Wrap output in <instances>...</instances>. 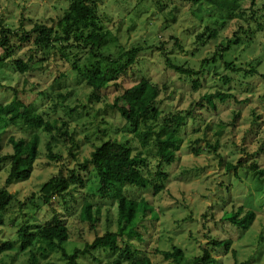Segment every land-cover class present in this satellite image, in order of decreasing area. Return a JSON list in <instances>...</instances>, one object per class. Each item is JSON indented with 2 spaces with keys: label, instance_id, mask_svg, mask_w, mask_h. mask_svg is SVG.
<instances>
[{
  "label": "rangeland",
  "instance_id": "rangeland-1",
  "mask_svg": "<svg viewBox=\"0 0 264 264\" xmlns=\"http://www.w3.org/2000/svg\"><path fill=\"white\" fill-rule=\"evenodd\" d=\"M238 1L244 14L239 12L221 19L224 25L218 28L217 38L204 45L198 37L207 33V27L214 28L219 20V14L204 4L197 6L193 0H101L99 17L103 28L115 34L126 50H143L132 70L116 85L98 93V99H89L91 91L73 70L72 61L60 57L43 73L22 76L10 65L0 72V104L18 98L34 106L50 123L66 121L76 133L74 159L66 146L52 142L40 130L23 131L0 125L4 155L12 153L8 144L10 137L29 139L33 134L39 137L38 158L28 181L6 185L9 167H0V189L5 188L7 192L0 196V201L5 205L7 195H13L16 200L3 214L0 246L14 240L16 229L21 225L36 231L54 217L64 221L69 229L68 251L82 248L98 235L117 231L118 204L94 195L97 185L92 175L81 172L87 181L85 188L80 190L81 194L67 197L65 201L54 198L50 205L43 206L38 201V193L50 178L60 173L68 175L77 169L90 156L93 146L102 141L116 139L129 142L134 152L141 150L113 104L120 94L145 77L161 88L166 85L158 101L162 115L195 108L204 94L222 92L233 95L234 100L215 101L214 109L204 103L205 106L196 108L194 117L187 118L180 131L182 142L175 161L162 167L164 179L160 180L156 174L155 150L145 152L148 165L144 172L149 171L151 180L163 183L164 188L158 194L153 186L124 189L129 199L144 198L151 207L150 215L131 241L133 246L150 255L153 264H168L154 251L170 250L173 245L184 251V264L202 254L203 249L210 251L216 260L214 264H264V81L259 76L264 74V0ZM67 7L68 0H0V21L21 33L31 30L35 23H57ZM234 35L241 43L222 52ZM15 56L27 59L29 46L22 47ZM214 56L215 64L211 60ZM166 59L200 74L192 79L181 77L166 66ZM207 59L209 63L201 68L202 61ZM259 61L261 64L256 67L259 75L253 77L244 78L224 67L225 62L230 63L244 74L249 71V64L256 65ZM223 76L229 77L228 84L222 81ZM57 92L72 93L62 104L76 109L71 116L65 107L54 111ZM49 143L52 154L61 156L60 159L48 158ZM215 145L216 152L209 147ZM229 164L236 170L227 171ZM253 165L263 171L262 176H256ZM85 202L100 210L95 230L80 221ZM21 204L25 205L21 207ZM240 207L255 213L254 223L247 229L232 226L225 220L228 213H235ZM212 240H231V244L225 250L211 245ZM30 256L31 251H21L16 246L0 254V264H29ZM109 256L108 252L101 251L95 254L98 261L86 257L79 262L109 264ZM40 264H64V261L54 252Z\"/></svg>",
  "mask_w": 264,
  "mask_h": 264
},
{
  "label": "trees",
  "instance_id": "trees-1",
  "mask_svg": "<svg viewBox=\"0 0 264 264\" xmlns=\"http://www.w3.org/2000/svg\"><path fill=\"white\" fill-rule=\"evenodd\" d=\"M100 1L68 0L64 16L57 23L52 25L35 23L31 30H22L21 33L6 27L1 20L0 72L10 65L22 76L43 73L52 61L60 57L61 60L72 61L73 70L91 91L89 99H98V93L116 85L122 76L132 70L139 52L143 50L141 48L126 50L119 44L115 34L103 28L99 17ZM193 3L197 6L204 4L219 14L215 27H207L205 29L207 33L198 37L202 38L204 45L217 38L218 28L224 25L221 19H228L241 11L238 0H193ZM240 14L244 13L240 12ZM254 15L253 21L256 20V13ZM234 37L222 52H228L232 48L231 45L241 43L240 38L235 35ZM27 46H29L27 59L15 56L18 50ZM70 55H73L72 59ZM220 58L223 59V54ZM211 60L213 64L217 63L215 56ZM165 61L166 66L181 77L192 79L200 74V71L190 67L175 65L169 59ZM208 63V59L202 61L201 68ZM260 64V61L256 65L249 64L250 69L244 74L230 63L225 62L224 67L227 71L241 74L246 78L258 76L256 67ZM259 76L264 81V74ZM222 81L228 84L230 79L228 76H223ZM194 85H197L196 82ZM163 90H166V85L161 88L157 83L141 77L114 101L113 108L130 128L141 150L134 152L129 142L116 139L102 141L93 146L90 156L79 163L77 169L71 170L68 175L60 173L50 178L41 186L38 193V201L43 206L50 205L54 198L65 201L67 197L81 194L80 190L85 188L87 181L80 174L81 172L92 175L97 185L94 195L102 199L114 200L118 204L117 231L98 235L91 243H85L82 248L74 247L72 251H68L66 245L69 243V229L64 221L54 217L37 227L36 231L21 225L16 229L15 239L5 241L0 246V254L10 252L18 246L21 251H31L29 264H40L41 260H46L49 254L54 252L61 255L64 264H80L79 260L86 257L98 261L95 254L103 251L110 254L109 264H153L150 255L141 253L131 242L140 224L150 215L151 207L144 198L139 201L129 199L124 194V189L127 187L147 189L153 186L155 194H158L164 188L163 183H154L150 178L151 173L148 170L144 172L148 165L145 152L155 150V157L158 160L156 174L160 180L164 179L162 167L171 165L175 161L174 157L182 142L180 131L187 118L194 117L196 108L205 106L204 103L214 109L215 101L226 103L228 100H234L233 95L227 93L204 94L195 108L162 115L158 101ZM71 96V92H57L54 96L57 101L53 106L54 111L58 107H65L62 106L63 102ZM65 108L70 116L76 111L70 107ZM0 125L13 126L23 131L40 130L48 134L52 142L66 146L69 154L75 159L76 154L73 150L76 147V133L70 129L69 124L63 120L48 122L34 106L27 105L18 98L8 104H0ZM8 144L12 148V153L4 155L0 136V167L3 165L9 167L6 185L28 181L38 158V135L33 134L29 139L10 137ZM209 147L216 152L217 145ZM47 149L50 160L60 159L61 156L52 154L51 143L47 144ZM240 164L242 165V162ZM251 168L257 177L263 175V171H259L256 165ZM226 169L231 171L236 170V167L229 164ZM6 193L5 188L0 189V196ZM7 197L5 205L0 201V225L4 224L3 214L8 206L16 202L13 195ZM30 203L36 205L31 199ZM24 205L21 204V207ZM225 220L232 226H242L247 229L254 223L255 213L240 207L235 213H228ZM80 221L88 224L90 230H95L100 221V210L95 209L91 203L85 202L81 208ZM230 244L231 240H212L211 243L214 247H224L225 250L229 249ZM154 252L161 255L168 264H184L185 253L175 245L170 250L155 249ZM215 262L210 251L203 249L202 254L192 258L188 264Z\"/></svg>",
  "mask_w": 264,
  "mask_h": 264
}]
</instances>
